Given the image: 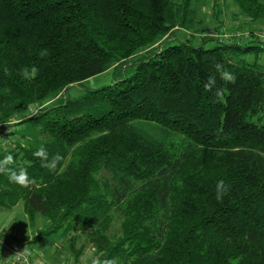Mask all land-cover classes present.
<instances>
[{
	"label": "trees",
	"instance_id": "trees-1",
	"mask_svg": "<svg viewBox=\"0 0 264 264\" xmlns=\"http://www.w3.org/2000/svg\"><path fill=\"white\" fill-rule=\"evenodd\" d=\"M230 1L256 24L244 31L264 29V0ZM196 2L0 0V136L19 134L0 160L11 154L34 180L0 173V207L22 202L29 224L43 220L34 242L66 238L73 264L79 238L119 264H264V67L243 59L264 44L217 29L200 47L179 41ZM41 145L62 157L56 171L33 156Z\"/></svg>",
	"mask_w": 264,
	"mask_h": 264
},
{
	"label": "rangeland",
	"instance_id": "rangeland-1",
	"mask_svg": "<svg viewBox=\"0 0 264 264\" xmlns=\"http://www.w3.org/2000/svg\"><path fill=\"white\" fill-rule=\"evenodd\" d=\"M193 26L194 28L185 30L182 28H176L177 39L179 41H184L187 44L193 45L195 47H200L199 37L200 36H209L212 34L215 29L222 30L224 32H229L232 30L244 31L248 28L256 27V24H251L246 22V20L238 14L237 8L233 5L230 0H197L193 5ZM178 41V42H179ZM213 43L204 44L206 48H209ZM252 45L258 46L257 43H252ZM243 59L247 62L256 61L264 67V51H258L256 53H247L243 56ZM110 82V74H104L98 78H95L90 84H85V87L88 88H99L104 84ZM83 88V87H82ZM75 91L80 90L79 87H75ZM31 109H27L24 112L26 115L30 112ZM4 124L2 125V127ZM4 128V127H3ZM1 129V128H0ZM6 129V128H5ZM14 129V128H12ZM4 130V129H3ZM9 129L1 132V142L0 149H6L12 147L11 143H15L19 140V134L16 133L10 137V141L6 139L7 135L5 133ZM21 130V126H16L15 131ZM148 132L157 133L154 127H147ZM25 133V134H24ZM25 136L31 135V130L29 128L27 131L23 132ZM30 137V136H28ZM33 143L37 144L40 141L36 136H31ZM29 140V138H28ZM27 141L20 140L21 144L26 143ZM19 223V224H18ZM11 224V225H10ZM10 226V228H8ZM44 227V222L41 218H37L33 224H29L26 215L23 211L22 202L17 203L14 206H4L0 207V235L4 234V231L9 229L13 230L12 237H7L6 239L10 243H14L13 238L17 240H22L23 235L27 236L37 235L40 230ZM117 227L115 225L114 229ZM23 233V234H22ZM22 234V235H21ZM73 235V232H70L68 236ZM19 243V242H18ZM77 248L81 246L83 248L81 256H79L78 264H92L94 260V249L91 246H87L82 238L77 240ZM20 244V243H19ZM27 253L29 256L34 258H44L45 255L59 253L60 257L55 259L59 263L69 262L73 264L74 257L68 251V241L66 238H63L59 235H49L36 240L35 243L30 244L27 242ZM36 260V259H35Z\"/></svg>",
	"mask_w": 264,
	"mask_h": 264
},
{
	"label": "clouds",
	"instance_id": "clouds-1",
	"mask_svg": "<svg viewBox=\"0 0 264 264\" xmlns=\"http://www.w3.org/2000/svg\"><path fill=\"white\" fill-rule=\"evenodd\" d=\"M47 50H44L41 55H47ZM217 72H220L221 78L228 83H235L236 77L228 72L221 71L222 66L217 64L215 65ZM38 69L33 66L30 69L24 68L21 70V75L25 79H34L38 74ZM215 86V77H209L208 81L204 84L205 91H211V89ZM223 89H219L217 91V95H221ZM33 156L40 159L42 162V167L49 169L50 171H56L58 164L61 163L62 157L57 153L54 154L51 159H49V153L47 149L41 145L34 153ZM14 157L11 154L6 155L3 160H0V173L7 176V179L10 183L17 184L21 187H28L30 184L34 183V180L29 177L27 168L23 165H17ZM60 171H63V168H60ZM229 191V185L225 182V180L221 179L217 181L215 188V198L219 201L222 200ZM93 264H119L118 258L113 257L111 259L101 260H93Z\"/></svg>",
	"mask_w": 264,
	"mask_h": 264
},
{
	"label": "built area",
	"instance_id": "built-area-1",
	"mask_svg": "<svg viewBox=\"0 0 264 264\" xmlns=\"http://www.w3.org/2000/svg\"><path fill=\"white\" fill-rule=\"evenodd\" d=\"M224 40H245L249 38H255L262 44H264V29H257L253 31H229L220 32V34L213 35ZM0 138V142H1ZM0 258L4 259L7 264H40L35 259L31 258L26 251H24L19 245L6 241L0 235Z\"/></svg>",
	"mask_w": 264,
	"mask_h": 264
},
{
	"label": "crops",
	"instance_id": "crops-1",
	"mask_svg": "<svg viewBox=\"0 0 264 264\" xmlns=\"http://www.w3.org/2000/svg\"><path fill=\"white\" fill-rule=\"evenodd\" d=\"M19 224V223H18ZM11 225V224H10ZM8 228H10V226L8 227ZM12 232H13V230H9V229H7V230H5L4 231V234L3 235H1L6 241H8L6 238L7 237H12ZM23 234V233H22ZM21 234V235H22ZM36 236V235H35ZM25 238V239H24ZM22 239H24V240H26V241H22V240H18V238H17V240L15 239V238H13V241H15V244H17V245H20V246H22V249L24 250V251H26V249H27V242L29 243V245L30 244H33V243H35L34 242V237L33 236H27V238L23 235V237H22ZM20 244H19V243ZM26 253H27V251H26ZM57 256V258H59L60 257V254L59 253H55V254H48V255H45V257L42 259V258H34V257H31V258H33V259H36V261L37 262H39L40 264H63V263H59L58 261H57V259H55V257L54 256ZM74 263V262H73ZM0 264H7L6 263V261L4 260V259H2V258H0ZM64 264H70L69 262H66V263H64Z\"/></svg>",
	"mask_w": 264,
	"mask_h": 264
}]
</instances>
